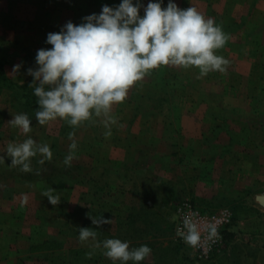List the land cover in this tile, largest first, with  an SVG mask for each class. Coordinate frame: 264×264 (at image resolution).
<instances>
[{"label":"crops","instance_id":"obj_1","mask_svg":"<svg viewBox=\"0 0 264 264\" xmlns=\"http://www.w3.org/2000/svg\"><path fill=\"white\" fill-rule=\"evenodd\" d=\"M143 2L146 5L148 0ZM167 2L164 0V6ZM175 2L180 8L195 6L222 26L229 39L216 52L227 64L224 71H212L203 77L195 67L161 66L137 81L126 99L118 103L122 106L118 119L124 126L120 125L119 143L113 144L108 156L120 169L118 193L112 199L119 209L111 211V217L123 216L128 206H145L151 218L147 224L142 219L137 221L140 230L148 229L140 236L155 242L167 231L164 236L168 237L170 230L175 234L173 207L183 197L197 200L207 210L211 205L216 209L227 205L234 212L227 226V240L238 247H248L250 264H264V129L251 123V129H240L238 123L243 119L246 122L250 113L254 117L257 91L264 86V77L259 73L264 71V0ZM119 3L120 0H0V47L7 52L6 68L22 63L21 71L26 72L22 79H17V74L10 77L25 81L27 68L36 63L20 62L19 55L52 47L45 43L49 32H58L69 20L81 23L82 17L99 13L104 4ZM256 42L260 49L253 53ZM158 83L167 85L163 89L166 92V88L177 84L174 96L165 99L163 90L156 89ZM168 93L173 92L168 89ZM4 94H0L1 101L7 100ZM218 94H223L222 98ZM161 95L167 108L151 106L146 112H138V98L160 101L153 97ZM214 101L225 109L241 112L236 116L239 121L232 125L236 129H214L222 124L212 114ZM212 133L213 141L208 138ZM190 139L195 142L191 144ZM12 187L14 190L6 196L0 194V264L46 263L48 251H36L38 244L46 240L36 236L42 226L37 210H33L34 201L41 205L44 200L21 180H14ZM98 211L104 218L110 212L104 208ZM171 215L170 229H166V216ZM102 227L109 229L108 223Z\"/></svg>","mask_w":264,"mask_h":264},{"label":"clouds","instance_id":"obj_2","mask_svg":"<svg viewBox=\"0 0 264 264\" xmlns=\"http://www.w3.org/2000/svg\"><path fill=\"white\" fill-rule=\"evenodd\" d=\"M143 9V15H141ZM229 39L222 26L212 17H205L195 6L180 8L175 0H120L115 6L102 5L99 13L82 17L76 24L71 20L61 26L58 32H49L46 44L35 56L36 67L27 68L33 77L30 87L37 97L35 118L40 125L57 119L69 126L77 127L94 117L99 118L110 135L112 124L116 123L112 109L123 102L129 89L147 74L161 66L199 69V77L212 71H224L227 60L216 50L225 46ZM21 64L13 66L16 75ZM8 123L23 133L31 132L32 120L27 113H17ZM69 133L72 143L63 163L71 166L77 142ZM3 153L11 158L12 166L20 171H31V159L42 154L40 163L51 160L52 151L48 144L37 143L28 136L22 142L8 143ZM0 154V160H4ZM49 202L59 204L58 196L51 190L45 193ZM94 225L110 223L102 216L93 218ZM184 233L178 226V234L192 244L199 239L195 225L186 216ZM211 235H216L212 226ZM81 243L91 241L92 256L102 248L103 255L116 264H139L147 258L152 249L147 244L130 248V242L110 237L97 240V231L91 227L79 228Z\"/></svg>","mask_w":264,"mask_h":264},{"label":"rangeland","instance_id":"obj_3","mask_svg":"<svg viewBox=\"0 0 264 264\" xmlns=\"http://www.w3.org/2000/svg\"><path fill=\"white\" fill-rule=\"evenodd\" d=\"M255 41H259L260 38L253 39ZM255 43L257 45H254V52H256L255 49H260V44ZM6 50L2 49L0 47V57H2L5 60V54ZM34 53V52H33ZM24 53L19 55L20 62L21 61H28V62H35V56L36 53ZM256 59L260 60V57L256 55ZM259 63V62H258ZM257 63V64H258ZM32 64V65H33ZM36 67V64H35ZM5 70L7 72V75L9 78L10 76H14L12 74L13 69L7 70L6 68V60H5ZM21 72V73H20ZM260 75L264 77V71H259ZM20 78H19V76ZM23 75V76H22ZM26 75V72L20 71L17 73V79H22ZM11 80L15 81V83L23 84V83H30L33 80V77L28 75V77L23 82H17L15 79ZM22 81V80H20ZM177 88V87H176ZM253 88V87H252ZM16 88L14 87H5L0 90V94L6 93L3 95V97L7 98L6 101L0 100V154L4 155L5 159L0 160V173L2 171H5L4 167H7L11 164V158L6 155V153H3L6 149V146L8 143L11 142H22L25 140L28 136H31L33 139L37 141V143L40 144H48L50 146V149L52 151V156H54L56 151H61L65 153V156L69 154L70 148L69 145L72 143V140L69 139V133H73V139L77 142V148L74 150L75 155L72 160V163H79L85 167V170L91 171L94 168H98L100 170L106 169L105 167H108V171L106 172V176H103L99 181H94L91 179H88L86 181L84 180H74V182L67 181L66 186L60 188H47L45 187V184L43 182H29L27 180H21L23 183H27L28 186H31L33 190L38 191L42 199L44 200L41 205L40 201H34L33 203V210H37V216L39 219V223L42 226L38 230V234L36 235L37 238L40 240H47L49 237H62L65 238V247H88L90 251H92V248L90 247V244L92 243L89 241L88 243H81L80 240H78V235L75 234L76 228L83 227L85 216L87 213H89L90 217L98 218L102 216V212L98 211V208H104L106 210H110L108 216L106 219L111 220L109 225V230L112 232H117V221L116 218L111 217V211L112 213L116 211L115 209H119L116 207V202L112 203V199L117 195L118 190V184L120 180V176L118 173H116L115 169L113 167L115 166V160L110 159L108 156V153L113 148L114 143H119L118 133H119V127L124 126V123L119 122L118 117L120 116V108L122 107L119 104H115L113 106L114 112L112 111V115L116 118V123L111 125L110 128V135H106V132L109 131V129L105 128V126L99 122V118H93L90 121L83 122L77 127H71L69 126L64 120L57 119L55 121H50L49 123L45 125H40L36 118H35V111H32V108L30 105H27L25 102H22L23 100L20 98H17V95L22 94L21 88H18L19 90L15 91ZM26 90H29V87L26 88ZM257 91V90H256ZM259 94V99L256 105V110L254 117L259 115V120L261 122L264 121V86H262L261 91H257ZM223 94H218L219 97L222 98ZM174 96V93H173ZM172 93H168V97H173ZM17 99H16V98ZM3 100V99H2ZM169 101V100H167ZM138 104H140L139 113L146 110L148 107L151 106H159V103L155 100L149 99H141V97L136 101ZM167 103V102H166ZM247 106V105H246ZM249 107V105H248ZM248 107H246L248 109ZM167 108V105H164L165 109ZM118 109V110H117ZM17 113H27L29 118L32 120L31 125V132L25 134L20 129L15 128L11 126L8 121L12 119V116H14ZM238 113V115H237ZM234 113L239 117L238 112ZM163 114V113H162ZM233 114V115H234ZM253 114L250 113L251 117ZM162 116V115H161ZM221 121L220 127L218 126L215 129H236L233 123L236 121H239V118L230 117L228 118V123L223 125V121ZM178 123V120L175 119L174 123ZM238 123H240V129H251L250 123L246 124V122L240 120ZM121 125V126H120ZM260 125V124H259ZM262 129H264V125H261ZM122 129V128H121ZM170 129V127L168 128ZM213 141L214 135L212 133V136L208 137ZM191 144L195 141L193 139H190ZM55 144V147H54ZM214 150V149H213ZM55 151V152H54ZM31 162H38L42 159V154L37 153L36 156L30 158ZM117 167V165L115 166ZM114 167V168H115ZM110 169V170H109ZM96 173V172H95ZM97 175V174H95ZM98 176H100V171L98 173ZM18 178V177H17ZM14 180L20 181L16 178H5L3 175H0V194H3L6 196L8 193H10L12 190H14V187H12V184L14 183ZM13 181V183H12ZM105 184V186L103 185ZM13 189H12V188ZM112 187V188H111ZM116 187V188H115ZM2 189L4 192H2ZM98 189H100L102 192H97ZM51 190V194L59 197V204L53 205L49 202L48 198L46 197L45 193L49 192ZM104 195H103V194ZM95 194H101V199H104L105 202H102L101 200L94 199V196L98 197ZM100 199V197H99ZM133 200V198H132ZM203 206V205H202ZM224 206V205H221ZM205 207V206H204ZM213 205L208 207V210H215L216 208H212ZM122 208V207H121ZM164 208V207H163ZM125 213L127 212L128 208H124ZM130 209V208H129ZM173 211V210H172ZM170 213V211H169ZM111 217V218H110ZM166 220L164 225L168 227L167 222H170L169 218L172 219L171 216H166ZM174 217V215H173ZM105 225V224H103ZM102 227V225H101ZM68 230V232H67ZM227 231V229H226ZM168 237L167 236H161L162 239L155 240V243H151L152 240L150 239H144L142 244H147L151 247L152 252L151 254L145 258V261H151L149 264H156L155 263V257L156 251L155 246H170V251H159L163 255H165L162 259L161 256V263L160 264H250L248 262L247 256H248V247L243 245L237 246L236 244H231L232 240H227V233L224 236L223 244L221 245L220 249L215 252L210 259L202 260L197 259L195 256V252L191 246V243L188 241H182L179 238H176V235L173 234V231ZM34 233V232H32ZM79 233V232H78ZM108 235V234H106ZM230 236V234H229ZM36 238V239H37ZM47 238V239H46ZM106 237L104 235L97 236V240L102 241ZM37 239V240H39ZM136 241V240H135ZM142 241V240H141ZM130 242V241H129ZM178 242L180 243V248L178 247ZM132 241L130 242V248H133ZM141 244V245H142ZM40 245V243L38 244ZM140 246V245H139ZM138 246V247H139ZM135 247V246H134ZM46 251L44 248H37L36 251ZM49 253V249H47ZM168 252V253H166ZM249 252L254 253L253 250H249ZM47 253V254H48ZM88 253H85L83 256L88 257ZM166 253V254H165ZM94 254H99V257L94 258V262H90V264H113V261L107 258L103 255L102 248H98L95 250ZM93 254V255H94ZM157 255H159L157 253ZM261 255V253H260ZM155 258V259H154ZM148 259V260H147ZM47 264H54L53 261H51L48 256L45 258ZM40 263V262H39ZM45 262H41L40 264H46ZM38 264V263H37ZM68 264H76L74 263H68ZM116 264H120L119 261L116 262ZM127 264H133L132 261L127 262ZM146 264H148L146 262Z\"/></svg>","mask_w":264,"mask_h":264},{"label":"trees","instance_id":"obj_4","mask_svg":"<svg viewBox=\"0 0 264 264\" xmlns=\"http://www.w3.org/2000/svg\"><path fill=\"white\" fill-rule=\"evenodd\" d=\"M166 83H169V81H167ZM175 83V82H173ZM31 84L28 83H23V84H18L15 83V81L11 80V78H9V76L7 75V72L5 70V60L0 57V90L2 88L5 87H14L16 88L15 91L19 90L18 88H21V92L22 94L17 95V98H20L23 100L22 102H25L27 105H30L32 108V111H36L37 110V105H36V100L37 97L33 94V88L30 87L29 85ZM165 86H167L166 84H161L158 83L156 85V89H165ZM29 87V90H26V88ZM164 87V88H163ZM177 84H174V86H170L169 88H166L167 92L168 89H170L173 93L174 90H176ZM166 91H162L161 93L165 94V99H168V94ZM172 93V96H173ZM164 97L158 96V97H153L154 99H158L160 101H157L159 103V106L161 108H164V103L163 100ZM16 98V97H15ZM16 98V99H17ZM139 99V98H138ZM137 99V100H138ZM213 100V97H212ZM212 114L216 115L217 118L219 120H222L224 123L223 125L228 123V118L230 117H235L237 115H235L234 113H237V110H232L230 111L229 109H225V107L222 106V103H219V101H214V103L212 102ZM141 105L138 104V108ZM160 108V109H161ZM218 108H221L220 110H217ZM234 114V115H233ZM264 116V115H262ZM259 115H257L256 117H248V119H246V124L251 123L252 126L256 127L257 125L260 124L264 125V121L261 122L259 119ZM227 122V123H226ZM221 125V124H220ZM219 125V127H220ZM218 127V126H217ZM216 127V128H217ZM215 129V127H214ZM55 147V144H54ZM55 152V151H54ZM65 158V153L61 152V151H56L54 156H52L51 160H44V163H40V161L38 162H31V171L28 172H22L20 171L19 166H12L11 164L8 165L7 167H4L5 171H2V173H0V175H3L5 178H16L19 180H27L29 182H43L45 184L46 189L47 188H62L64 187V185L66 186V181H70V182H74V180L78 181V180H94V181H99L104 174L108 171V167H105L106 169H98V168H94L91 171L85 170V167L79 163H72L71 162V166H65V164L63 163ZM117 164H115L116 166ZM114 166V167H115ZM113 169H115L116 173L120 174V169L119 166L115 167ZM110 170V169H109ZM100 171V176H98V173ZM96 172V173H95ZM97 174V175H95ZM18 177V178H17ZM104 178V177H103ZM67 179V180H66ZM86 179V180H85ZM103 185L105 186V184L103 183ZM112 188V187H111ZM97 192H102L100 189H98ZM103 194V193H102ZM98 197L94 196V199H98L101 200V204L103 205L102 202H105L104 199H101V194H95ZM104 195V194H103ZM100 197V199H99ZM194 202H196L197 204L198 201L193 199ZM200 205V204H199ZM203 208V207H202ZM204 210H206L205 208H203ZM174 210V207H173ZM89 213L86 214L85 216V221H84V225L83 227H91L93 228V230L97 231V236H101L104 235L106 238H110V237H115V238H120L122 241L123 240H127V241H132V246L134 247H138L139 245H141L143 243L144 237H141L140 235H144L148 230V229H139V226L137 224V221H139L140 219L144 220V222L147 224L149 221V217L151 218V216L149 215V209L146 208L145 206H141L139 208L137 207H130L128 206V210L127 212L122 216L120 214L116 215V223H117V232H112L109 229L105 230L103 227H101V225H94L92 223V221H90L89 217ZM169 229L171 226L170 222H167ZM174 226V224H173ZM82 227V226H81ZM166 229H168V227H166ZM163 230V232L166 231ZM227 229V227H226ZM226 229L224 230V236L227 233ZM68 232V230H67ZM79 228H76L75 230V234L79 235ZM168 232V231H167ZM166 232V233H167ZM148 233V232H147ZM166 233L164 235H166ZM108 234V235H106ZM161 234V233H160ZM161 235V236H164ZM139 236L142 239L139 240ZM78 237V236H77ZM226 237V236H225ZM79 240V238H78ZM136 240V241H135ZM151 243H155V242H151ZM66 243H65V238L62 237H49V239H47L45 241L44 244H40L38 245L39 248H44L45 250L49 249V253L47 254L48 258L54 262V264H68V263H74L76 262V264H90V262H94V258L95 257H99V254H94L92 256H88L85 257L83 256L85 253H88V251L90 249H88V247H65ZM180 243L178 242V247L180 248ZM170 246L166 245L164 247L160 246H155L156 251H154V253H156V259H155V263L156 264H160L161 263V256L163 255L161 252L159 251H166L169 250L170 251ZM157 253L159 255H157ZM168 253V252H166ZM165 253V254H166ZM165 255L162 256V259ZM152 261V260H151ZM151 261H145V259L141 262H139V264H146V262L149 264ZM153 262V261H152Z\"/></svg>","mask_w":264,"mask_h":264},{"label":"built area","instance_id":"obj_5","mask_svg":"<svg viewBox=\"0 0 264 264\" xmlns=\"http://www.w3.org/2000/svg\"><path fill=\"white\" fill-rule=\"evenodd\" d=\"M186 216L195 225V230L199 234L198 241L195 244L191 243L195 256L197 259H210L223 244L224 230L233 221V210L227 205L215 210H204L191 197H183L175 205L173 219L176 238L182 241L187 240L178 234L177 228L179 226L184 233L188 232V228L183 224ZM212 226H215L216 235H211Z\"/></svg>","mask_w":264,"mask_h":264}]
</instances>
